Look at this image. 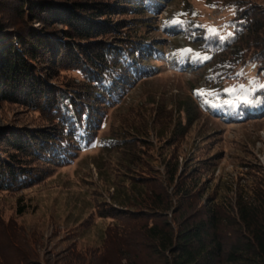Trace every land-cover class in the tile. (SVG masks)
<instances>
[{
    "label": "rangeland",
    "instance_id": "1",
    "mask_svg": "<svg viewBox=\"0 0 264 264\" xmlns=\"http://www.w3.org/2000/svg\"><path fill=\"white\" fill-rule=\"evenodd\" d=\"M51 1L101 3L108 11L99 22L121 29L95 44H111L138 29L163 56L151 57L147 63L154 74L134 84L108 110L97 145L72 164L56 168L29 160V149L9 146L11 134L52 127L43 116L44 97L29 100L16 94L5 101L0 88V155L41 172L25 187L0 191V264H164L150 249L158 245L149 238L152 226L177 232L184 220L217 206L230 208L237 194L264 182V115L230 122L203 107L207 102L227 113L244 103V92L251 99L264 84L259 65L247 56L233 70L238 77L213 86L209 79L217 72L214 66L233 50L213 55L188 36L169 33L175 21H193L201 36H212L202 26L228 36L234 10L227 0L161 1L158 14L134 9V0ZM241 1L264 13V0ZM54 29L58 33L64 28ZM187 49L192 52L182 51ZM60 51L41 56L37 73L48 86L78 88L80 76ZM195 53L210 59H198ZM240 85L246 86L243 92L225 91ZM198 90L205 94L198 95ZM223 92L224 97L215 96ZM256 99L253 105L262 107L264 99ZM110 138L119 146L102 147V140Z\"/></svg>",
    "mask_w": 264,
    "mask_h": 264
},
{
    "label": "trees",
    "instance_id": "2",
    "mask_svg": "<svg viewBox=\"0 0 264 264\" xmlns=\"http://www.w3.org/2000/svg\"><path fill=\"white\" fill-rule=\"evenodd\" d=\"M134 1L137 4L134 9L143 7L147 13L158 14L163 8L161 1L168 0ZM226 3L234 10L229 23L231 35L223 39L217 35L201 36V28L193 21L170 26L169 33H182L202 51L213 55L223 56L230 48L233 50L214 66L217 72L209 79L213 86L238 77L233 70L247 56L250 62L259 65L258 73L264 79V13L241 0ZM105 11L108 10L101 3L93 2L0 0V88L5 93L2 98L12 101L16 94L29 100L37 95L44 97L43 116L50 118L52 126L22 132L24 135L11 134L10 141L13 138L14 142L9 146L16 151L29 149V160L55 168L72 164L81 152L97 145L108 110L119 105L134 84L154 74L155 68L147 62L153 56L161 57L162 52L139 36L140 30L126 33L108 45L95 44L104 35L121 29L99 22ZM36 23L41 27L38 30L33 26ZM56 25H61L63 31L57 33ZM251 35L254 39L247 40ZM58 49L79 74L82 87L60 89L48 86L39 77L36 62ZM225 95L223 92L215 96ZM257 95L264 98V89L258 90L251 100ZM203 107L211 115L226 117L230 122L264 115V105L257 109L253 103H241L227 113L207 102ZM118 142L110 138L101 144L113 149L119 146ZM40 175V171L12 156L0 155V191L25 187ZM149 238L157 241L158 245L150 249H155L153 254L164 264H264V182L237 194L230 208L217 206L184 220L177 232L152 226Z\"/></svg>",
    "mask_w": 264,
    "mask_h": 264
},
{
    "label": "snow or ice",
    "instance_id": "3",
    "mask_svg": "<svg viewBox=\"0 0 264 264\" xmlns=\"http://www.w3.org/2000/svg\"><path fill=\"white\" fill-rule=\"evenodd\" d=\"M212 7H215V5H211ZM176 23H180V21H175ZM202 27H207L208 28V31H209V33L211 34V35H219V31L215 28V27H213V26H202ZM231 35V34H230ZM221 39H223V37H221ZM183 52H188V53H190V52H192V50L191 49H187V50H182ZM195 55V57L196 58H198V59H202V60H204V59H210V57L209 56H206V55H201L200 53H195L194 54ZM253 87L250 89V91H252V92H254V91H256L257 89H256V82L255 81H253ZM246 88V86H244V85H240V86H233L232 88H230V89H225V91H229V92H232V93H235V92H237V91H244V89ZM259 88H262V89H264V84H260L259 85ZM197 94L198 95H204L205 94V91L204 90H198L197 91ZM242 99H243V102L244 103H253V101L250 99V97H249V95L247 94V92H244V94H243V96H242Z\"/></svg>",
    "mask_w": 264,
    "mask_h": 264
}]
</instances>
